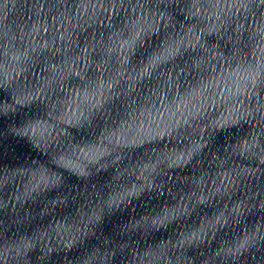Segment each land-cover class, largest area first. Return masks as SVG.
Masks as SVG:
<instances>
[{"label":"water","instance_id":"95a60500","mask_svg":"<svg viewBox=\"0 0 264 264\" xmlns=\"http://www.w3.org/2000/svg\"><path fill=\"white\" fill-rule=\"evenodd\" d=\"M0 264H264V0H0Z\"/></svg>","mask_w":264,"mask_h":264}]
</instances>
